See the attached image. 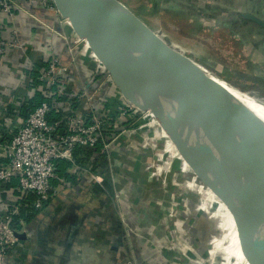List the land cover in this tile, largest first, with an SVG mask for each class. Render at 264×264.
<instances>
[{
  "label": "crops",
  "instance_id": "0c3cea01",
  "mask_svg": "<svg viewBox=\"0 0 264 264\" xmlns=\"http://www.w3.org/2000/svg\"><path fill=\"white\" fill-rule=\"evenodd\" d=\"M12 1L15 8L10 16L3 17V24L14 25L24 50L10 52L5 63H0V166L5 162L2 148L23 124L21 108L34 97L32 81L44 54H56L75 64L79 71L73 80L75 85L83 82L95 87L102 82L105 70L59 13L39 2ZM160 1L166 9L180 11L188 20L215 19L222 25L235 21L241 25L245 20L256 26L243 17L251 14L264 21L257 14V0ZM255 26L247 25L252 40L257 42ZM253 54L257 56L256 49ZM113 88L109 89L111 95L117 94ZM136 125L141 123H117L113 135L123 129L127 135L111 147L109 154H92L98 172L91 162L79 166L82 171L75 163H59L64 176L58 174L60 181L52 183L50 200L36 220L21 226L24 240L10 254L7 264H172L156 250L163 200L157 187L158 178L170 183L178 178L182 158L161 127L144 125L130 131ZM167 157L172 162H167ZM94 176L102 177L104 185L97 184ZM196 181L192 182L197 194L191 209L197 223L190 229V239L199 240L201 245L195 244L210 261L254 264L226 205L207 185ZM19 197L17 180L0 184V214L16 206ZM215 229L221 234H214Z\"/></svg>",
  "mask_w": 264,
  "mask_h": 264
},
{
  "label": "water",
  "instance_id": "95a60500",
  "mask_svg": "<svg viewBox=\"0 0 264 264\" xmlns=\"http://www.w3.org/2000/svg\"><path fill=\"white\" fill-rule=\"evenodd\" d=\"M53 3L100 61L122 98L158 122L195 179L207 185L226 205L254 264H264V141L254 136L234 146L237 139L230 140L212 131L218 122L215 116L210 120L200 117L186 95L163 80L152 79V72L162 74L158 62L170 73H180L181 66L149 51L142 33L140 37L138 32L124 28L127 20L140 25L173 56L181 57L188 69L199 64L153 32L120 0H53ZM243 17L264 28V21L256 16ZM17 238L23 242L24 235L17 234Z\"/></svg>",
  "mask_w": 264,
  "mask_h": 264
},
{
  "label": "built area",
  "instance_id": "2783aa9c",
  "mask_svg": "<svg viewBox=\"0 0 264 264\" xmlns=\"http://www.w3.org/2000/svg\"><path fill=\"white\" fill-rule=\"evenodd\" d=\"M31 1L39 2L58 14L53 0ZM14 8L15 3L12 0H0V63H5L10 52L18 53L24 50L14 25L3 24V17L10 16ZM81 43L91 52L85 41L82 40ZM39 65L38 75L33 79L32 84L36 87L34 90L45 100L30 112L11 141L2 148L5 162L0 166V184L6 185L17 180L20 202L6 213L0 214V264H7L8 257L19 244L17 234H21L22 229H14L13 217L20 215V209L29 196L36 197L34 209L38 212L43 211L50 200L52 183L60 181L59 163L66 161L74 164V153L78 149L100 155L109 154L111 147L123 142L122 138L127 135L125 129L120 130L118 135H113L120 120L134 124L141 123L142 127L144 125L160 127L148 112H142L130 105L118 91L113 95L109 93L110 87L114 89V86L106 70L102 74V82L92 87L83 82L75 85L73 82L75 74H79L77 66L65 62L56 54H44ZM35 81L38 82L37 86ZM112 99L122 103L115 116H112L108 107ZM59 112L65 113V117L59 122L54 121L52 114ZM140 126L136 125L130 131L139 130ZM166 160L172 162L171 157H167ZM183 163L181 160L180 171L192 175V182L197 183L191 170L184 169ZM75 167L82 171L79 166ZM94 179L100 186L104 185L102 177L94 176ZM158 181L168 189L174 201L167 210V220L172 222L171 220L174 219V229L179 233L180 239L186 238V230L189 233L186 227L191 224V218L187 221L189 225L182 222L181 218L184 209L190 210L189 202L185 197L189 196L192 189L187 185L185 188L177 181L170 183L160 178ZM170 188H173V191ZM175 193L178 194L177 199L174 197ZM181 201L184 206L180 205ZM20 223L21 226L24 224L22 221ZM196 223L195 220L194 225ZM167 237L169 240L173 239L169 232ZM193 250L194 248L190 247L183 250L178 244L176 248L171 247L169 243L159 248L163 255L172 254V258H167L172 264L192 263L197 257Z\"/></svg>",
  "mask_w": 264,
  "mask_h": 264
},
{
  "label": "rangeland",
  "instance_id": "374dc122",
  "mask_svg": "<svg viewBox=\"0 0 264 264\" xmlns=\"http://www.w3.org/2000/svg\"><path fill=\"white\" fill-rule=\"evenodd\" d=\"M132 3L131 6L133 12L138 18L145 22V24L153 31L158 34L170 45L178 48V50L188 56L200 66L205 67L211 73L219 76L220 78L227 81L231 86L238 88L239 90L245 92L246 94L252 96L253 98L264 102V51L263 49L257 50V56L253 55L254 47H249L248 42L252 40L253 35L250 30L245 25H240L236 21L230 26H225L216 22L215 19L207 22H199L194 20H184L176 18V16H169L164 18V20L157 17L146 16L144 14L143 7L137 9L138 6L142 5L144 0H128ZM138 1V2H137ZM124 3V2H122ZM264 3V0H257L258 9ZM139 4V5H138ZM124 5H126L124 3ZM213 16L215 12H213ZM142 14V15H141ZM146 17H145V16ZM258 16L264 18V9L259 13ZM239 18V16H237ZM237 18V19H238ZM182 21L183 24H179ZM261 35H258L257 42L259 44L264 43V28L258 27L257 29ZM255 37V36H254ZM210 64V66H207ZM194 69V67H193ZM214 69V70H213ZM180 167V163H179ZM178 177V178H177ZM177 179L173 181L180 182L185 186L187 183H191L193 176L187 173H182L180 169L177 173ZM168 185V184H167ZM183 188H181L182 190ZM157 191L160 197H162V206L160 210L162 222L161 226H158L159 231L158 240L161 239V242L157 240L156 250L159 251L161 246H165L169 243L171 247L176 248V244L181 245L184 250L186 247L194 248L196 259L190 264H223L222 260L219 261H210L209 256L205 252L201 253V249L195 244L197 242L200 244L199 240L190 239V227L193 230L195 227L194 221L195 217L193 216L192 203L196 202L195 196L197 192L195 190H190L189 196L185 197V200L189 202L190 210L184 209L182 212L181 221L189 225L187 221H190L191 224L186 227L189 233L185 232L186 238L180 239L179 233L174 229L175 220H167V210H169L170 203L172 200L171 194L168 192L164 186L160 185L157 187ZM170 191V190H169ZM170 194V195H169ZM178 194L175 193V199H177ZM181 206H184V203L180 202ZM189 218V219H188ZM194 220V221H193ZM168 227V229H166ZM215 228V226H214ZM212 232L214 234H221L215 229ZM172 234L173 239H168L167 233ZM214 234L212 236L214 237ZM167 239H166V237ZM152 241V238H149ZM208 244H211L208 243ZM201 245V244H200ZM208 249V251H210ZM203 252V251H202Z\"/></svg>",
  "mask_w": 264,
  "mask_h": 264
},
{
  "label": "bare ground",
  "instance_id": "6f19581e",
  "mask_svg": "<svg viewBox=\"0 0 264 264\" xmlns=\"http://www.w3.org/2000/svg\"><path fill=\"white\" fill-rule=\"evenodd\" d=\"M124 28L138 32L140 37L142 33L149 51H154L157 56L165 57L168 61H174L175 64L179 63L182 71L170 73L161 62H158L162 74L155 71L150 74V77L158 81L163 80L177 88L181 95H186L187 102L200 117L210 120V118L214 119L212 115L215 116L218 122H214L212 131L216 135L230 140L234 137L238 140L234 144L236 147L247 140H252L254 136L264 141V102L236 87L229 86L205 67L198 65L194 69H188L181 57L173 56L140 25L127 20ZM183 164L189 169L186 163ZM187 186L193 189L194 183L191 182ZM217 203L222 207L219 202Z\"/></svg>",
  "mask_w": 264,
  "mask_h": 264
},
{
  "label": "trees",
  "instance_id": "16d2710c",
  "mask_svg": "<svg viewBox=\"0 0 264 264\" xmlns=\"http://www.w3.org/2000/svg\"><path fill=\"white\" fill-rule=\"evenodd\" d=\"M144 1H146V2H144L142 5L138 6L137 9L139 10L140 7H143V10L145 11L144 14L146 16H148L147 14H149V16L157 17V18L162 19V20H164L165 16L166 17H169V16H174L175 17L176 16V18L180 17L179 19L184 20L183 19L184 15H183L182 12L175 11V10H172V9H166L164 7V5H162L160 3L161 2L160 0H144ZM124 3L127 6L131 7L129 5V3L131 4L132 1L129 2L128 0H124ZM163 8H165V9H163ZM261 9H264V3L261 5ZM258 11H259V13L262 12L259 9H258ZM179 22H180L179 24H183L182 21H179ZM248 23L245 20L241 21V25L255 26V25L248 24ZM225 26H230V25H226L225 24ZM256 26L255 27L258 29L259 26L258 25H256ZM257 34L261 35L262 33H259V31L257 30ZM247 45H249V47H251V48L254 47V51H255V49L258 50V51L263 49V51H264V43L263 44L262 43L259 44L255 40H250ZM207 66H210V64H207ZM36 83H38V82L35 81V84ZM36 86H37V84H36ZM35 88L36 87L34 85V89ZM42 100H45V99H43V97H41V95L37 91H35L34 97H32L30 101H27V103L25 105H23L22 108H21V116L23 117L24 120L29 116L30 112L33 109H35V107L38 104L41 103ZM121 104L122 103L119 102L117 99H112L110 101V103L108 104V107L111 109L112 116H115L117 114V110L121 106ZM10 110L13 112L12 109H10ZM64 117H65V113H63V112L62 113L59 112L58 114H52V118L54 119V121H57V122L62 120ZM92 154L93 153L90 152V151H85V150H82V149L76 150V152L74 153V162H75V164L78 165V166H85L86 164H89L91 162L92 163V167L95 170L96 169L95 166H96L97 162H93L91 160ZM61 163L62 164H67L68 166H70L69 163L66 162V161H63ZM96 172H98L97 169H96ZM63 173H64V171L63 170L59 171V167H58V174L62 176ZM170 189H171V191H173V188H170ZM35 201H36V197L29 196L28 199L26 200V202L24 203V205L20 209V215L13 217L12 225H13L15 230H21V223H20L21 221L24 222V224H29L30 222L36 220V218L39 215V212L34 209ZM164 258L168 261L169 258H172V254L165 253L164 254Z\"/></svg>",
  "mask_w": 264,
  "mask_h": 264
}]
</instances>
